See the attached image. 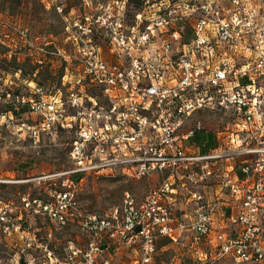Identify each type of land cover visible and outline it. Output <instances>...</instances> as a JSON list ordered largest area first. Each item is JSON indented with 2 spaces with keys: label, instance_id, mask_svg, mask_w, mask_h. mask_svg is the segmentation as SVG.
Here are the masks:
<instances>
[{
  "label": "built area",
  "instance_id": "2783aa9c",
  "mask_svg": "<svg viewBox=\"0 0 264 264\" xmlns=\"http://www.w3.org/2000/svg\"><path fill=\"white\" fill-rule=\"evenodd\" d=\"M148 1V0H146ZM160 0L161 12L131 24L124 12L103 8L70 32L72 50L61 85L54 90L30 80L27 94L15 100L1 117L12 120L22 106L38 115L33 124L21 121L37 141L41 133L73 132L68 149L72 164L40 178L61 177L47 198L21 196V208L46 218L52 225L77 222L86 239H70L59 251L48 244L52 230L40 237L24 226L23 213L0 198V264H116L114 254L125 249L129 264H154L157 242H177L176 230L189 238L184 246L194 264L231 258L236 264H264V0ZM186 19L192 36L181 41ZM68 28V27H67ZM104 30L110 55L97 41ZM102 43V41H100ZM155 43V57L143 52ZM230 110L236 125L225 146L207 152L185 144L199 120L195 112ZM237 157L247 178L241 185L239 210L229 215L235 232L213 224V203L198 186L219 178L226 187L230 177L217 162ZM113 170L105 172L104 168ZM120 168L129 176L165 172L140 198L124 191L119 203L104 215L81 213L78 180L72 174L112 173ZM186 188L190 210L173 219V178ZM190 208V209H189ZM210 238L215 245L208 246Z\"/></svg>",
  "mask_w": 264,
  "mask_h": 264
},
{
  "label": "rangeland",
  "instance_id": "374dc122",
  "mask_svg": "<svg viewBox=\"0 0 264 264\" xmlns=\"http://www.w3.org/2000/svg\"><path fill=\"white\" fill-rule=\"evenodd\" d=\"M107 3L113 9L121 6V2L117 6L113 0H0V42L5 46L0 53V113L10 106L4 98L5 90L27 94V82L30 80L43 83L49 90L58 86L65 88L61 85V74L66 64L63 55L73 48L69 35L77 27L73 21L82 22L84 16L95 15ZM256 3L262 6V1L256 0ZM97 41L104 54L110 55L109 39L104 30L99 32ZM158 50L152 43L144 47L143 52L149 53L152 58ZM196 119L217 135L216 143L222 147L228 133L236 129L233 114L227 109H204L191 115L190 121ZM6 120L0 114V198L23 213L24 226L29 227L32 233L42 237L51 229L52 235L47 239L51 247L62 251L70 239L82 243L86 237L77 222L59 227L21 208L23 194L47 198L51 189L61 185V177L39 176L73 165L68 149L74 133L59 131L55 136L41 133L35 141L25 127L19 128L21 121L33 124L38 120V115L29 112L26 107L12 120ZM217 166L223 167L222 159ZM111 170L108 167L103 169L105 172ZM120 171L116 168L112 173H90L79 177L76 195L81 213L104 215L120 202L124 191L140 198L158 180L155 175L136 177ZM3 237L0 232V244L5 243ZM163 242L158 243L154 264H194V256L186 246ZM215 243L216 239L210 238L205 249L209 250L210 245ZM113 256L116 264H129L134 253L122 249ZM211 264L236 263L224 257L215 259Z\"/></svg>",
  "mask_w": 264,
  "mask_h": 264
},
{
  "label": "crops",
  "instance_id": "0c3cea01",
  "mask_svg": "<svg viewBox=\"0 0 264 264\" xmlns=\"http://www.w3.org/2000/svg\"><path fill=\"white\" fill-rule=\"evenodd\" d=\"M209 141H211V146H207ZM186 142H190L188 144L189 148L195 151H198L199 149H204L207 151L209 148L211 149V147L219 148L218 146L220 145L216 143L217 135L209 131L204 124L202 127L196 128L194 133L188 139H186L185 143ZM223 162L224 168L226 170L225 172H227L228 176L230 177L231 184L223 187L220 184L219 178H212L204 183H201L198 188L199 191L204 195L205 199L213 203L212 214L215 228L219 229L221 225H226V231L234 233L236 230V225L229 220V215L239 210L238 204L240 201V190L236 189L235 186L241 185V183L246 180L247 176L239 169L237 157H229L224 159ZM164 174L165 172L159 171L151 175H155L158 178L157 182H159L163 178ZM172 181L174 183V192L171 195L174 210L173 219L170 220L171 223L175 221V218L183 216L185 217L188 215L187 213L190 212V210H187V208L189 204L192 205L191 202L188 203L186 196L187 187L184 185L181 179L175 177ZM157 182H155L153 185H155ZM261 214L264 215V209ZM175 234L178 237V241L175 243L167 242V244L171 243L184 246L189 238L188 233L185 231L176 230Z\"/></svg>",
  "mask_w": 264,
  "mask_h": 264
},
{
  "label": "trees",
  "instance_id": "16d2710c",
  "mask_svg": "<svg viewBox=\"0 0 264 264\" xmlns=\"http://www.w3.org/2000/svg\"><path fill=\"white\" fill-rule=\"evenodd\" d=\"M113 1L116 2L117 6H118V3L121 2V6L120 7L118 6L114 9L120 8L124 12V20H125V23H127V24L133 23L140 13L142 14V19L144 20L152 14H157V13L161 12V7L159 6L160 0H148V1H146V0H113ZM107 7H111V5L107 3L106 6L103 8H107ZM181 25L183 26L181 41H188L192 36V21L190 19H186L184 22H181ZM4 47L5 46L0 42V53L2 52L1 48H4ZM38 83H41V82H38ZM41 84H43V83H41ZM6 92H9V90H5V96H6ZM20 94L21 93H18V91L17 92L12 91L10 93V98L15 100L16 98H18L20 96ZM23 106L26 107V105H23ZM23 106H22V108H24ZM10 108H11V104H10L9 108L6 107V109H10ZM189 143L190 142H186L185 144L187 146H189L188 145ZM211 145H212L211 141H209L207 146H211ZM212 148H215V147H211V149ZM198 151L202 152V153L207 152L204 149H199ZM71 177L73 179L77 180L80 177V175L79 174H72ZM162 240H164V242H163L164 244H167L168 240L165 238H161L157 242L158 247H159L158 243Z\"/></svg>",
  "mask_w": 264,
  "mask_h": 264
},
{
  "label": "flooded vegetation",
  "instance_id": "af4514ba",
  "mask_svg": "<svg viewBox=\"0 0 264 264\" xmlns=\"http://www.w3.org/2000/svg\"><path fill=\"white\" fill-rule=\"evenodd\" d=\"M85 17V16H84ZM76 21H73V23H75ZM68 26H66V28H67Z\"/></svg>",
  "mask_w": 264,
  "mask_h": 264
}]
</instances>
